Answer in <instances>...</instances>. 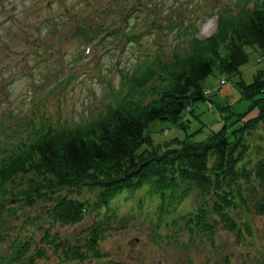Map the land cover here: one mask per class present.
<instances>
[{"label": "rangeland", "instance_id": "1", "mask_svg": "<svg viewBox=\"0 0 264 264\" xmlns=\"http://www.w3.org/2000/svg\"><path fill=\"white\" fill-rule=\"evenodd\" d=\"M261 1L0 0V159L48 128L94 121L124 97L126 76L151 59L164 62L173 53L186 55L193 36L204 40L215 33L219 14H243ZM245 52L248 62L239 75L220 76L214 70L202 82L213 112L206 103H197L187 115L186 130L153 122L148 132L154 143L195 132L190 139L202 141L222 127L219 107L243 114L249 104L240 100L236 83L248 85L264 71L262 52L251 47ZM221 80L224 86H219ZM160 84L154 80L135 98L149 99ZM250 143L255 145L252 139ZM256 155L252 148L247 160ZM20 179L6 186L4 194L0 191V200L18 188ZM97 193L82 188L56 194L88 204L81 222L72 226L50 219L52 202L45 198L32 206L5 204L0 210V264H27L25 258L13 261L19 244L28 245L25 256L33 258L38 248L43 251V257L33 258L34 264H264V216L253 211L257 191L245 193L246 209L232 210L237 227L233 233L211 214L206 217L212 226L207 232L186 220L212 203L191 184H180L173 202L144 186L118 194L109 208H95ZM97 225L104 228L98 258L68 261L48 244L58 240L83 245L88 230Z\"/></svg>", "mask_w": 264, "mask_h": 264}, {"label": "trees", "instance_id": "2", "mask_svg": "<svg viewBox=\"0 0 264 264\" xmlns=\"http://www.w3.org/2000/svg\"><path fill=\"white\" fill-rule=\"evenodd\" d=\"M245 47L257 48L264 56V0L243 14H219L215 33L204 40L193 36L186 55L173 53L164 62L151 59L142 70L126 76L124 97L94 121L72 128H48L4 154L0 159V191L4 194L6 186L21 181L15 185L16 190L0 200V210L5 204L32 206L45 198L52 202L50 219L61 226H72L81 222L88 204L56 195L59 192L95 189L98 193L92 207L109 208L118 194L144 186L161 200L173 202L180 184H191L212 203L186 220H194L206 232L212 229L206 219L209 214L217 217L225 230L236 232L231 212L248 207L244 195L250 189L258 192L253 211L264 216V71H258L248 85L242 80L236 83L240 100L249 104L247 110L236 114L230 112V106L219 107L223 125L202 141L190 139L195 132L156 144L148 132L155 121L186 130L190 122L187 115L193 114L200 102L206 103L212 113L213 105L202 82L214 70L220 76L239 75L248 62ZM156 79L161 84L149 99L135 98ZM225 83L221 80L219 86ZM252 148L257 155L250 162L247 156ZM103 231L101 225L91 227L80 246L58 240L48 244L66 260L82 262L98 258ZM16 247L13 261L25 258L27 264H34L33 258L44 256L39 248L33 251V258L25 256L29 252L27 244Z\"/></svg>", "mask_w": 264, "mask_h": 264}, {"label": "bare ground", "instance_id": "3", "mask_svg": "<svg viewBox=\"0 0 264 264\" xmlns=\"http://www.w3.org/2000/svg\"><path fill=\"white\" fill-rule=\"evenodd\" d=\"M208 26H209V24L205 27V29H207Z\"/></svg>", "mask_w": 264, "mask_h": 264}]
</instances>
